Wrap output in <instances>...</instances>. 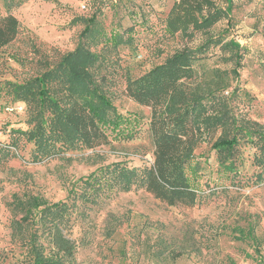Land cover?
Returning <instances> with one entry per match:
<instances>
[{"label":"rangeland","instance_id":"obj_1","mask_svg":"<svg viewBox=\"0 0 264 264\" xmlns=\"http://www.w3.org/2000/svg\"><path fill=\"white\" fill-rule=\"evenodd\" d=\"M172 2L23 0L12 9L19 21L16 37L0 47V264H30L33 245L62 256L66 264H264V167L256 163L258 152L251 143L236 145L229 167L211 147L218 131L202 141L191 161L198 170L193 180L197 202L187 207L168 206L141 186L124 191L113 174L98 170L116 162L140 168L153 160L150 110L123 90L128 80L182 47L178 35L164 30ZM83 4L90 7L83 10ZM97 6L106 32H123L128 40L98 47L93 72L106 80L133 134L112 135L108 144L88 149L55 131L51 112L37 100L16 98L5 81L24 83L55 67L77 39L80 26L71 24L72 18L87 16ZM4 13L0 0V15ZM229 15L211 29L237 44L241 55L224 92L240 94L233 108L264 125V0H234ZM203 41L199 33L188 46ZM209 46L205 66L229 72L236 57L225 61L228 53ZM202 79L185 85L192 88ZM54 88L52 95L60 98L61 88ZM38 124L40 146L18 131ZM35 197L41 206L28 203ZM53 203L62 208L44 210L54 209Z\"/></svg>","mask_w":264,"mask_h":264},{"label":"trees","instance_id":"obj_2","mask_svg":"<svg viewBox=\"0 0 264 264\" xmlns=\"http://www.w3.org/2000/svg\"><path fill=\"white\" fill-rule=\"evenodd\" d=\"M1 1L5 13L0 15V47L16 37L19 21L12 9L20 6L23 0ZM172 1L164 15V30L178 35L183 42L182 47L128 80L123 90L135 104L150 110L148 125L153 160L140 168L116 162L98 170L113 174L112 179L124 191L132 186H141L155 200L168 206L187 207L197 202L199 193L193 182L197 178V166L191 164L196 147L218 131L211 147L221 163L228 161L227 166H232V151L243 140L255 147L258 152L256 163L264 167V125L233 108V99L240 94L235 90L228 95L224 92L231 85L229 73H237L241 55L237 44L231 39L226 40L224 34L213 35L211 29L219 21L229 20L234 0ZM84 5V10L90 7ZM102 15L101 7L97 6L87 16L75 15L72 18L71 24L80 26L77 39L55 67L24 83L5 81L19 100L26 103L37 100L40 108L48 109L51 112L49 123L55 131H63L71 140L81 142L88 149L108 144L112 135L129 138L133 134L126 125L128 116L117 111L114 105L106 80L93 72L100 58L98 47L106 42L120 45L128 40L123 32L111 31L108 34ZM199 33L204 41L195 47L188 46ZM210 43L229 54L225 61H233L236 57L229 72L218 67L210 70L202 62ZM201 76L203 83H196L192 88L185 85L186 81ZM202 84H206V88ZM54 87L61 88L63 97L52 95ZM41 129L38 124L29 131H18L40 146L43 138ZM28 203L34 207L42 205L36 197ZM52 206L55 208L44 210L51 213L62 208L58 203ZM29 249L33 255L30 264H66L62 256L46 254L37 245Z\"/></svg>","mask_w":264,"mask_h":264},{"label":"built area","instance_id":"obj_3","mask_svg":"<svg viewBox=\"0 0 264 264\" xmlns=\"http://www.w3.org/2000/svg\"><path fill=\"white\" fill-rule=\"evenodd\" d=\"M81 8L84 10V9H85V5L83 4V5L81 6Z\"/></svg>","mask_w":264,"mask_h":264}]
</instances>
